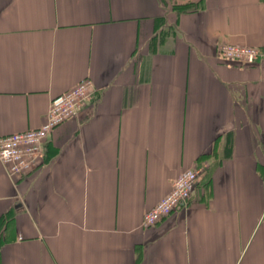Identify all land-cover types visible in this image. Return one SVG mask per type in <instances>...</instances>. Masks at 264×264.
<instances>
[{
    "label": "crops",
    "instance_id": "1",
    "mask_svg": "<svg viewBox=\"0 0 264 264\" xmlns=\"http://www.w3.org/2000/svg\"><path fill=\"white\" fill-rule=\"evenodd\" d=\"M85 79L30 172L0 163V264H264V0H0V137ZM192 168L187 205L143 227Z\"/></svg>",
    "mask_w": 264,
    "mask_h": 264
},
{
    "label": "built area",
    "instance_id": "2",
    "mask_svg": "<svg viewBox=\"0 0 264 264\" xmlns=\"http://www.w3.org/2000/svg\"><path fill=\"white\" fill-rule=\"evenodd\" d=\"M219 55L223 60L241 62L246 66H252L263 58L258 48L238 44H223L219 48ZM93 88L89 79L80 81L51 100L45 121L40 127L0 137V163L11 179L22 177L32 170L50 134L66 121L78 116ZM201 171L202 168L183 171L173 181L171 192L144 215L143 227H152L174 211L185 207L198 184Z\"/></svg>",
    "mask_w": 264,
    "mask_h": 264
}]
</instances>
